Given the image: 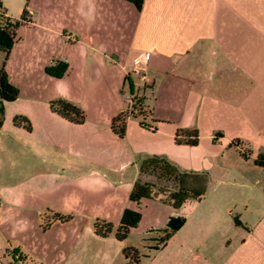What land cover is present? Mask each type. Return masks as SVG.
I'll return each mask as SVG.
<instances>
[{"label":"crops","instance_id":"obj_1","mask_svg":"<svg viewBox=\"0 0 264 264\" xmlns=\"http://www.w3.org/2000/svg\"><path fill=\"white\" fill-rule=\"evenodd\" d=\"M0 7L21 21L6 62L19 98L6 104L0 133V264H126L127 247L140 251L142 264H264V167L256 165L264 155V0H143L141 9L128 0H0ZM58 62L68 66L62 78L47 73ZM129 95L151 116L129 119L121 138L112 123ZM55 100L83 109L85 122L53 113ZM194 128L197 146L178 143L179 130ZM151 156L207 174L203 200L179 210L132 203L137 181L159 185L140 172ZM127 208L142 220L120 242ZM55 214L72 219L43 229ZM178 217L184 225L154 249ZM98 220L113 224L109 237L96 235ZM139 239L151 243L144 252Z\"/></svg>","mask_w":264,"mask_h":264},{"label":"trees","instance_id":"obj_2","mask_svg":"<svg viewBox=\"0 0 264 264\" xmlns=\"http://www.w3.org/2000/svg\"><path fill=\"white\" fill-rule=\"evenodd\" d=\"M134 3L138 9L142 8L143 0H128ZM21 25V21H12L6 18L0 26V54L5 55V61L0 67V133L5 123L6 104L16 101L19 98V90L11 84L9 75L6 70V62L10 55V51L17 41V30ZM68 66L65 63L58 62L55 66L47 68V73L56 78H62L67 72ZM51 111L58 114L63 119L68 120L77 125H81L86 120V113L80 107L65 101L55 100L50 104ZM151 116V112L145 110L143 100L141 98H133V106L130 111L125 110L117 116L112 123V130L119 137L123 138L126 133L127 122L129 119L145 120ZM24 123L26 128L30 130V124L24 117H17L15 124ZM183 137L178 143L189 146H197L199 144L200 134L198 129L179 130L177 138ZM243 144L236 140L233 146L240 147ZM247 153V152H246ZM245 152L241 153L243 158H247ZM256 165L264 167V155H260L256 160ZM140 172L144 176H155L160 180L172 182L174 188L160 187L156 183L139 180L135 183L130 194V201L139 206L143 201L154 200L171 206L175 210H179L189 200L201 201L205 197L208 189L209 178L207 174L188 172L181 170L174 163L161 156H151L144 159L140 166ZM72 219V216H62L55 214L51 217L43 218V229H47L54 222L65 223ZM142 220L141 211H135L130 208L124 210L120 224L117 228L116 239L120 242L125 241L131 231L138 227ZM185 219L171 218L168 226L163 230V236L158 240L154 249L164 247L173 235L184 225ZM114 230L112 223L98 220L95 224V233L101 238L109 237ZM123 256L127 261L126 264H142V255L135 247H127L123 251Z\"/></svg>","mask_w":264,"mask_h":264},{"label":"rangeland","instance_id":"obj_3","mask_svg":"<svg viewBox=\"0 0 264 264\" xmlns=\"http://www.w3.org/2000/svg\"><path fill=\"white\" fill-rule=\"evenodd\" d=\"M4 55L3 54H0V65L2 64V62H3V60H4ZM147 178L148 177H151V176H146ZM152 179H156L155 181H157V182H159V186L160 187H166V186H163V185H166V182L167 181H165V180H160V179H158L157 177L156 178H154V177H152ZM156 183V182H155ZM157 184V183H156ZM158 185V184H157ZM167 185H171V184H169V183H167ZM167 187H169V186H167ZM138 248L141 250V251H145V246H147L148 244H151L150 242H147V241H144L143 239H139L138 241Z\"/></svg>","mask_w":264,"mask_h":264},{"label":"built area","instance_id":"obj_4","mask_svg":"<svg viewBox=\"0 0 264 264\" xmlns=\"http://www.w3.org/2000/svg\"><path fill=\"white\" fill-rule=\"evenodd\" d=\"M8 18L4 10L0 7V26H2L4 20ZM133 96L129 95L127 97V110L130 111L133 106Z\"/></svg>","mask_w":264,"mask_h":264}]
</instances>
